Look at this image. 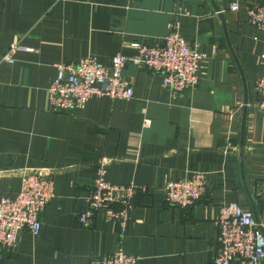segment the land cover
Returning <instances> with one entry per match:
<instances>
[{"label": "crops", "instance_id": "obj_1", "mask_svg": "<svg viewBox=\"0 0 264 264\" xmlns=\"http://www.w3.org/2000/svg\"><path fill=\"white\" fill-rule=\"evenodd\" d=\"M0 0V199L16 195L29 172L50 175L55 197L39 235L23 230L0 264H88L119 246L108 210L79 222L101 170L115 184H145L134 196L124 249L139 264H213L220 207L237 202L264 230V32L248 22L255 0ZM264 1V0H262ZM178 24L206 52L199 83L175 93L161 74L128 63L131 99L93 97L83 110L54 112L48 86L55 64L94 54L111 68L131 42L152 44ZM15 61L3 59L11 44ZM150 118L149 126L144 119ZM197 171L207 194L169 204L163 184ZM264 264V260L263 263Z\"/></svg>", "mask_w": 264, "mask_h": 264}, {"label": "built area", "instance_id": "obj_2", "mask_svg": "<svg viewBox=\"0 0 264 264\" xmlns=\"http://www.w3.org/2000/svg\"><path fill=\"white\" fill-rule=\"evenodd\" d=\"M230 9L239 11V2L234 0ZM246 13L248 22L264 32V1L255 0ZM130 45L137 50L136 54H116L112 58L110 69L103 66L94 54L74 61L56 63V76L47 88L51 109L57 113H73L83 110L93 97L131 99L134 88L123 74L128 63L161 74L164 84L175 93L197 87L207 54L180 34L178 24L167 35L150 45L140 41H133ZM19 51H33V48L13 43L3 59L13 63L14 56ZM256 87L260 95L257 106L264 111V76L257 79ZM150 123V118L144 119V126H149ZM209 188L207 174L203 171L163 184L166 201L180 207L192 206L207 194ZM146 189L148 187L145 184L111 183L104 178L101 170L89 191L87 208L78 216L79 222L85 227L91 226L97 211L106 208L110 219L117 226L120 239L115 252L105 257L94 256L88 264H139L140 258L128 253L123 241L135 208L134 196L138 191ZM54 197L55 180L52 176L38 172L25 174L17 194L0 199V251L16 247L23 230H28L33 236L39 235L41 216ZM216 226L218 248L213 264L263 263L264 230L251 210L243 208L237 202L223 205L220 207Z\"/></svg>", "mask_w": 264, "mask_h": 264}]
</instances>
